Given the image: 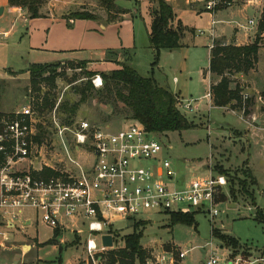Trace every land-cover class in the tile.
<instances>
[{
	"label": "rangeland",
	"instance_id": "1",
	"mask_svg": "<svg viewBox=\"0 0 264 264\" xmlns=\"http://www.w3.org/2000/svg\"><path fill=\"white\" fill-rule=\"evenodd\" d=\"M50 1L45 4L41 13H45ZM262 2L263 0H241L229 10L218 14L217 20L231 22L230 25L219 26L218 33L221 32L220 34L229 39L234 32L233 28L246 25L249 19L257 21ZM127 3L131 8L128 12L137 11L133 1ZM72 10L71 14L86 13L97 18L104 16L109 19V13L93 0H87ZM120 15L116 17L119 18ZM196 16L200 17H195L189 12L183 16L182 24L192 34L186 32L182 48L160 51L157 65L151 67L153 54L146 48L145 35V30L148 31L150 27L149 10L148 3L142 1L136 16L138 21H134L136 49L131 55L133 54V69L138 75L143 78L152 76L158 86L175 94L178 100L192 101L193 106L197 107L195 112L181 111L185 119L194 126L192 129L154 137L163 146L161 157L170 162L181 185L194 175L207 177L208 171L212 175L225 178V196L217 206L220 214L212 225L205 215L189 213L193 215L195 230L194 227L185 225L171 227L166 214L145 213L137 216L136 221L129 222L115 220L112 223V230L116 234L114 246L116 249L123 248L121 239L136 230L142 234L140 245L150 254L153 263L155 257L161 256L164 252L172 253L175 257L180 251L187 252L181 261L182 264H206L211 246L218 257V264H230L236 258L245 262L260 259L263 263L255 264H264V224L254 219L256 210L264 219V132H256L254 146L249 145L247 136L249 133L242 131L245 126L241 121L252 122L253 118L264 120L255 102V96L264 92V47H259L258 62L254 71L244 76L237 75L233 79L236 84L244 87L243 94L251 101L249 115L243 117L242 111L234 112L228 108L212 107L209 110V102L204 99L209 92L211 80L207 72L209 39L207 35L197 33L208 28L209 17L205 14ZM7 18L6 15L0 16V112L11 115L25 105L32 107L33 94L28 90L27 70L29 63L34 64L32 61L36 60L27 53L26 28L19 27L13 34L2 38L3 33L9 31ZM220 39L226 40L224 37L219 39L215 37V41ZM53 61L55 60L46 63ZM78 63L74 61L56 63L59 64L57 74H64L55 81L56 105L63 98L72 102L78 100L71 91L73 86H80L86 81L82 72H108L103 71L104 68L102 71H94L97 69L88 65L82 67V71L77 68L71 69ZM9 72L12 74L7 76ZM7 77L14 78L6 83L4 80H7ZM72 78H76V81L69 84ZM174 80H177V84ZM46 92H49L47 87L41 89V94ZM43 121L47 124L50 119L45 115ZM80 121H87L91 125H108L111 131L118 130L128 122L106 115L104 107L93 100H88L80 106L75 123ZM43 144L44 160L58 166L57 162L65 157V153L57 138L49 137ZM68 145L70 147L69 143ZM73 157L79 163L84 162L83 155ZM250 177L255 185L251 184ZM231 189L234 192L233 196L230 193ZM211 226L220 234L238 242L239 247L235 253L222 248L220 243L211 237ZM69 229L72 230L71 227ZM85 239V234L78 237L68 231L56 238L53 231L38 222L23 232L15 233L8 244L10 250L3 252L0 257L9 264H92L90 260L86 262ZM106 252L100 254L102 259L99 264H107ZM176 264H180V261Z\"/></svg>",
	"mask_w": 264,
	"mask_h": 264
},
{
	"label": "built area",
	"instance_id": "2",
	"mask_svg": "<svg viewBox=\"0 0 264 264\" xmlns=\"http://www.w3.org/2000/svg\"><path fill=\"white\" fill-rule=\"evenodd\" d=\"M240 2L186 0L189 10L195 15L209 17L208 28L197 31L198 35L208 36L209 53L215 46L214 28L220 23L215 20L216 14ZM263 20L264 0L259 7L257 21L249 19L246 25L234 28L239 36L233 40L235 45H250L258 40V46L264 47V25L260 27ZM90 82L95 90L102 88L99 75L93 76ZM204 99L208 100L210 110L213 107L210 92ZM246 99L248 97L243 94V100ZM255 102L264 119V92L255 96ZM57 106L47 115L50 126L43 121L45 113L35 110L33 103L32 107L25 105L16 110L2 122L0 256L10 250L8 244L15 233L23 232L38 222L53 233L57 231L56 238L67 231L78 237L85 234L86 262L90 260L92 264H99L100 254L108 251L102 247L103 236H111L114 246L116 234L112 223L115 220L129 222L145 213H200L213 225L220 214L217 206L225 196L223 176H215L208 171L207 177L194 175L181 185L170 162L161 157L163 146L136 121L128 120L116 131H111L108 125H91L87 121L62 127L56 113ZM177 108L180 113L197 111L193 102L187 100L177 99ZM253 126L264 132V120ZM40 128L48 129L65 153V157L57 162L58 166L44 160V144L37 140ZM74 155H83L84 162L79 163ZM48 171L53 175L47 176ZM213 229L211 226V232ZM214 253L210 246L206 264H218ZM186 254L178 251L175 259L172 253L164 252L155 257L154 263L149 258L144 264H176L184 260ZM241 263L263 261L245 262L236 258L230 264ZM0 264L9 263L0 257Z\"/></svg>",
	"mask_w": 264,
	"mask_h": 264
},
{
	"label": "trees",
	"instance_id": "3",
	"mask_svg": "<svg viewBox=\"0 0 264 264\" xmlns=\"http://www.w3.org/2000/svg\"><path fill=\"white\" fill-rule=\"evenodd\" d=\"M49 0H7L11 8H19L24 11L28 19H39L43 16L42 8ZM109 13V20H115L116 15L127 14L116 7V2L133 1L135 7H139L140 0H93ZM111 14V15H110ZM69 19L76 20H97V17L86 13H75L68 16ZM150 27L148 33V44L153 54L155 67L158 62L160 51H172L182 48V40L185 32L192 34L191 31L183 28L180 23L173 26L174 14L171 7L164 0H156V7L150 10ZM264 22V20L262 21ZM260 24L263 27L264 23ZM222 40L215 41L214 49L208 55V70L212 83L209 92L212 97V105L219 109H229L234 112L242 111L243 117L249 115L251 101L243 100L244 87L236 84L234 78L237 75H247L254 71L258 62V40L253 44L237 46L234 42L228 45ZM116 63V68L108 72H82L84 84L73 86L71 93L78 97L76 102L63 98L58 104L56 113L62 127H70L75 123L77 112L81 105L88 100L96 101L97 104L107 109L106 115L115 116L121 120H131L139 123L144 130L154 136L165 135L168 133H180L192 129L194 126L189 123L177 108V96L156 83L151 77L143 78L126 62ZM87 65L86 62H79L75 68L80 69ZM59 64L31 65L27 70L28 90L32 92L33 106L40 113L48 115L56 106L54 92L56 90L55 81L64 74H57ZM82 71V70H81ZM99 75L102 80V88L95 90L90 82L91 78ZM76 81L72 78L69 84ZM44 85V86H43ZM48 88V93H42L41 89ZM11 115L0 112V132L2 122ZM47 126H50L47 122ZM40 135L37 139L39 143L51 137L46 128H40ZM2 156L0 155V165ZM47 176L53 175L48 171ZM252 185L254 180L250 177ZM243 191V190H242ZM244 192V191H243ZM234 195L233 190H230ZM246 193V192H244ZM254 201V200H253ZM254 204V202H252ZM169 217L170 226L185 225L196 229L193 215L189 214H166ZM254 219L264 224L262 214L256 210ZM58 236V232L54 233ZM211 237L216 239L222 248L236 252L238 242L228 236L220 234L213 229ZM116 239V235H115ZM142 234L134 230L132 234L123 237L121 240L124 247L106 252L107 264H144L150 254L142 249L140 240ZM115 243V241H114ZM60 251V250H59ZM102 259V258H101ZM177 259V255L175 256ZM177 263V262H176Z\"/></svg>",
	"mask_w": 264,
	"mask_h": 264
},
{
	"label": "crops",
	"instance_id": "4",
	"mask_svg": "<svg viewBox=\"0 0 264 264\" xmlns=\"http://www.w3.org/2000/svg\"><path fill=\"white\" fill-rule=\"evenodd\" d=\"M85 1L87 0H51L47 6V9H45V13H42L43 16L41 18L30 20L24 11L19 8L9 7L7 0H0V8L2 9L0 16H8L7 21L9 22L10 26L9 31L3 33L2 38L7 37L9 34H13L19 27L27 29V53L31 55V58L36 60L32 61L34 64L29 63V66L56 64L63 61H74L86 62L88 66H92L93 68L95 67V69H97L94 71H102L103 68V71H109L118 67L116 66V63H114L116 61L117 63L126 62L133 68V54L131 55V53L136 49V31L134 21H138L136 20V16L139 7H136L137 11L133 10L132 12H128L131 9L129 3L118 1L116 2V6L118 8L124 9L127 14L120 15L119 18H116L115 20H109L104 16H99L97 20L94 21L69 19L68 16L73 13V7H79ZM142 1L148 3L150 18V10L156 7V0H140V3ZM164 1L171 7L173 11V26H175L177 23H180L183 28L187 29L182 24L183 16L186 12L193 14L195 17H200L196 16L189 10L186 0ZM224 12L225 11H220L216 14V16ZM216 16L215 20L220 22L214 28L216 39L224 37L226 40H220L224 41L225 43L234 42L233 40L235 38L238 39L239 36L236 35V31L234 30L232 36L229 39L223 34H220L221 32L218 33L219 26L223 27L225 25H230L231 22L217 20ZM148 33L149 29L148 31L145 30L147 40L146 48L150 50L148 44ZM185 37L186 32L184 38ZM52 60L55 61L52 63H46ZM11 74L12 73L9 72L6 75L9 76ZM205 74L206 73L204 72L203 75L205 76ZM7 78V80H4L6 83L14 77ZM211 83L212 79L210 80V84ZM175 84H177V80ZM105 111L108 113L107 109H105ZM5 113L6 112L3 114ZM253 119L255 120L254 122H251L250 120H241L245 126L242 131L247 132V134L249 133L247 135L249 136L248 143L252 146H254L253 142L256 140L255 133L259 132V130L255 129L251 124L257 126L260 122L259 119ZM180 264L182 263L180 262Z\"/></svg>",
	"mask_w": 264,
	"mask_h": 264
},
{
	"label": "water",
	"instance_id": "5",
	"mask_svg": "<svg viewBox=\"0 0 264 264\" xmlns=\"http://www.w3.org/2000/svg\"><path fill=\"white\" fill-rule=\"evenodd\" d=\"M2 13V9L0 8V15ZM231 207V206H229ZM101 244L104 249L111 250L113 248L112 238L109 235L103 236L101 238Z\"/></svg>",
	"mask_w": 264,
	"mask_h": 264
}]
</instances>
